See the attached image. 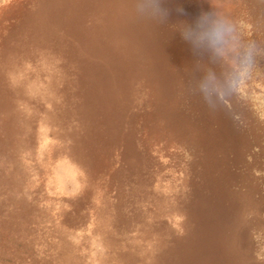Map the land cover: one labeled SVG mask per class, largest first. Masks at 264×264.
Segmentation results:
<instances>
[{
    "label": "rangeland",
    "instance_id": "1",
    "mask_svg": "<svg viewBox=\"0 0 264 264\" xmlns=\"http://www.w3.org/2000/svg\"><path fill=\"white\" fill-rule=\"evenodd\" d=\"M165 4L0 0V264H264V56L210 110L169 26L264 0Z\"/></svg>",
    "mask_w": 264,
    "mask_h": 264
},
{
    "label": "clouds",
    "instance_id": "2",
    "mask_svg": "<svg viewBox=\"0 0 264 264\" xmlns=\"http://www.w3.org/2000/svg\"><path fill=\"white\" fill-rule=\"evenodd\" d=\"M132 11L136 18L156 23H167L170 13L165 0H132ZM176 11L184 9L177 5ZM169 26L197 57L185 87L210 110L225 105L249 77L257 58L264 56V43L250 35L245 38L240 21L215 4Z\"/></svg>",
    "mask_w": 264,
    "mask_h": 264
}]
</instances>
